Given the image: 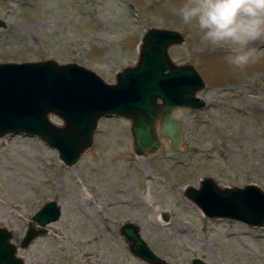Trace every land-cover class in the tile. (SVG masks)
Wrapping results in <instances>:
<instances>
[{"label": "rangeland", "instance_id": "374dc122", "mask_svg": "<svg viewBox=\"0 0 264 264\" xmlns=\"http://www.w3.org/2000/svg\"><path fill=\"white\" fill-rule=\"evenodd\" d=\"M184 3L0 0V63H77L115 84L120 70L137 64L147 29L157 27L185 36L171 58L194 65L207 82L199 93L205 109L175 113L183 124L180 152L160 137L156 155L136 156L131 121L117 117L101 120L95 146L74 167L40 138L0 139V227L11 231L26 264H149L122 233L127 224L140 227L160 264H264V227L209 219L186 195L206 177L221 188L264 190V37L248 46L254 62L234 67L229 48L207 44L183 24L177 10ZM49 201L58 202L61 219L22 248Z\"/></svg>", "mask_w": 264, "mask_h": 264}, {"label": "water", "instance_id": "95a60500", "mask_svg": "<svg viewBox=\"0 0 264 264\" xmlns=\"http://www.w3.org/2000/svg\"><path fill=\"white\" fill-rule=\"evenodd\" d=\"M186 43L177 30L150 27L139 46L138 62L116 74V83L104 81L93 70L77 63H0V139L25 135L43 140L74 167L95 146L100 122L106 118L131 121L134 152L149 158L164 147L183 150V124L175 117L179 109L201 111L208 103L199 96L207 82L192 64H177L170 48ZM52 117L59 118L57 124ZM209 219H229L251 227H264V190L254 184L221 188L210 177L200 188L186 193ZM58 202L49 201L32 218L21 247L28 248L48 234L47 226L61 219ZM168 220V217H164ZM122 233L132 242L134 254L149 264H160L140 235V227L127 224ZM13 234L0 227V264H26L17 256ZM194 264H206L196 259Z\"/></svg>", "mask_w": 264, "mask_h": 264}, {"label": "clouds", "instance_id": "9594fccd", "mask_svg": "<svg viewBox=\"0 0 264 264\" xmlns=\"http://www.w3.org/2000/svg\"><path fill=\"white\" fill-rule=\"evenodd\" d=\"M177 14L207 44L229 48L233 54L226 59L234 67L254 62L248 46L264 37V0H186Z\"/></svg>", "mask_w": 264, "mask_h": 264}, {"label": "bare ground", "instance_id": "6f19581e", "mask_svg": "<svg viewBox=\"0 0 264 264\" xmlns=\"http://www.w3.org/2000/svg\"><path fill=\"white\" fill-rule=\"evenodd\" d=\"M167 264V263H166Z\"/></svg>", "mask_w": 264, "mask_h": 264}]
</instances>
